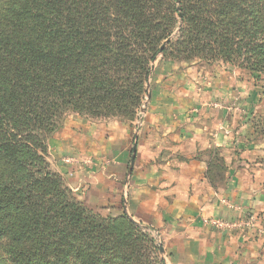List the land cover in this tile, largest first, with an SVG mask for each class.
Wrapping results in <instances>:
<instances>
[{"label": "trees", "instance_id": "16d2710c", "mask_svg": "<svg viewBox=\"0 0 264 264\" xmlns=\"http://www.w3.org/2000/svg\"><path fill=\"white\" fill-rule=\"evenodd\" d=\"M179 3L0 0V240L11 264H166L127 214L80 201L46 154L70 112L134 118L159 54L264 74V0Z\"/></svg>", "mask_w": 264, "mask_h": 264}, {"label": "rangeland", "instance_id": "374dc122", "mask_svg": "<svg viewBox=\"0 0 264 264\" xmlns=\"http://www.w3.org/2000/svg\"><path fill=\"white\" fill-rule=\"evenodd\" d=\"M177 32L178 29L170 38ZM151 66L146 93L134 118L86 119L70 112L66 119L73 115L85 122H102L106 128H111L106 130V139L115 131H118L115 136H118L122 129L132 131L124 139L128 141L129 157L133 160L134 155H137L135 144L147 124L150 112L157 110L151 104L153 97H156L158 104L169 106V95L180 93L176 101L182 104H172L171 111L173 115L179 116L183 123L194 117V112H197V115L209 112L220 116L226 123V131L228 126L232 128L228 133L230 139H226L223 146H212L195 156L205 160L207 166L210 165L209 175L206 173L209 195L210 199H217L218 202L214 203V210L211 209L210 212H194L188 207L183 215L176 217L178 222L187 224L189 231L198 229L194 228V221L206 227L205 229L209 228L214 232L213 242L221 243L224 240L226 244L222 245H228L240 264H264V74L254 73L221 60H174L164 57L163 54H159ZM183 87L186 90H183ZM202 87L206 91H203ZM74 127L78 128L75 125ZM60 131L48 139L46 158L50 168L59 173L70 186L68 178L73 177L70 173L71 166L78 167L88 163L94 166V162H90V159L94 158L88 157L86 160L74 153L58 157L52 146V139ZM177 154V160L184 162L188 159H183ZM109 160L112 158L98 157L96 161L101 167L106 166ZM74 195L76 196L75 193ZM78 199L104 218H118L127 214L129 218L135 219L140 223L138 225L142 233L148 235L153 245L158 248L154 256L163 259L167 264L164 246L172 230L169 217L164 215V224L158 222L159 228V225L152 226L150 222H142L139 215L135 218L134 213H129L125 208L126 198H121L115 206L103 200L93 207L87 204V201ZM216 204L218 212L215 209ZM168 210L166 212L175 211L174 207ZM6 247V239H1L0 264H11ZM161 248H164L165 253L161 252ZM224 254L229 255L221 253V256ZM69 264L81 263L73 258Z\"/></svg>", "mask_w": 264, "mask_h": 264}, {"label": "crops", "instance_id": "0c3cea01", "mask_svg": "<svg viewBox=\"0 0 264 264\" xmlns=\"http://www.w3.org/2000/svg\"><path fill=\"white\" fill-rule=\"evenodd\" d=\"M182 89L186 90L185 87ZM179 96L177 92L170 94L169 106L158 104L153 97L151 104L157 110L150 112L137 140V155L133 160L129 157L128 141L124 139L132 131L122 129L118 136L115 131L106 139V130L111 128H106L102 122L82 121L73 115L67 117L64 128L52 139V146L58 157L74 153L82 159L94 158L90 159L94 166L89 163L78 167L72 165L70 173L73 177L68 178L76 196L87 204L93 207L105 200L115 206L121 198H126L125 208L134 213V217H142V222L162 225L164 215L169 217L172 230L164 246L167 264H240L228 245H222L224 240L213 242L214 232L209 228L194 221L192 224L198 229L189 231L187 224L177 220L176 216L183 215L188 207L194 212L214 210L218 200L210 199L207 162L195 156L212 146H223L225 140L230 139L228 133L232 130L228 126L226 131V123L221 117L209 112L198 115L194 112V117L183 123L171 111L172 104H182L176 101ZM165 108L168 110H163ZM176 154L188 159L177 160ZM98 157L112 160L99 167ZM173 207L174 212H166ZM221 253L229 255L221 256Z\"/></svg>", "mask_w": 264, "mask_h": 264}, {"label": "water", "instance_id": "95a60500", "mask_svg": "<svg viewBox=\"0 0 264 264\" xmlns=\"http://www.w3.org/2000/svg\"><path fill=\"white\" fill-rule=\"evenodd\" d=\"M178 3H179V1H178ZM178 8L181 9V6H178ZM168 41H169V40H167L166 43H167ZM164 46H165V44L162 46V48H163ZM136 145H137V144H135V150H136ZM133 159H135V155H134ZM131 219H132L136 224H140V223H138L135 219H133L132 217H131ZM161 252L165 253V252H164V248H161Z\"/></svg>", "mask_w": 264, "mask_h": 264}]
</instances>
